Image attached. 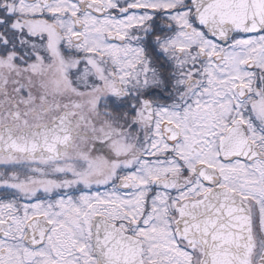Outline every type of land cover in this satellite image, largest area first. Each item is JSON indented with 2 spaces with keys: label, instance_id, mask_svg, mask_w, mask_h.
I'll return each instance as SVG.
<instances>
[{
  "label": "snow or ice",
  "instance_id": "snow-or-ice-1",
  "mask_svg": "<svg viewBox=\"0 0 264 264\" xmlns=\"http://www.w3.org/2000/svg\"><path fill=\"white\" fill-rule=\"evenodd\" d=\"M0 264H264V0H0Z\"/></svg>",
  "mask_w": 264,
  "mask_h": 264
}]
</instances>
